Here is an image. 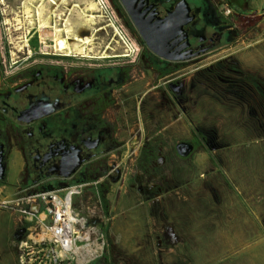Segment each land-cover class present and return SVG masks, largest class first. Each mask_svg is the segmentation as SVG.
Segmentation results:
<instances>
[{"label":"flooded vegetation","instance_id":"flooded-vegetation-1","mask_svg":"<svg viewBox=\"0 0 264 264\" xmlns=\"http://www.w3.org/2000/svg\"><path fill=\"white\" fill-rule=\"evenodd\" d=\"M108 1L116 21L138 45L133 57L113 54L106 47L101 54H92L104 57L56 49L51 31L54 24L64 27L70 21L72 0H0V144L6 164L1 182L7 183L9 166L16 162L18 196L75 187L72 193L82 197L76 203L79 213L88 217L83 228L93 224L99 230L117 180L122 178L123 183L127 176L131 188L153 198L165 188V178L158 172L166 167L168 151L184 158L176 147L182 139L168 145L167 129L152 128L151 121L166 127L173 119H182L189 101L188 72L192 71L193 83L246 105L262 127L261 117L264 120L263 75L242 70L229 55L211 58L238 35L235 18L251 12L244 2L187 0L194 14L184 26L189 45L175 51L184 40L175 42L169 52L178 58L166 59L147 48L120 1ZM177 1L135 0L133 9L154 22ZM41 6L48 24L43 27L36 16ZM187 49L191 55L184 57ZM27 109L31 111L24 114ZM28 117L32 119L23 120ZM199 133L212 143L208 132ZM198 140L185 141L195 149ZM76 164L71 176L57 175ZM118 196L117 191L115 202Z\"/></svg>","mask_w":264,"mask_h":264},{"label":"rangeland","instance_id":"rangeland-1","mask_svg":"<svg viewBox=\"0 0 264 264\" xmlns=\"http://www.w3.org/2000/svg\"><path fill=\"white\" fill-rule=\"evenodd\" d=\"M238 1L251 12L235 18L238 35L211 58L229 55L242 70H257L264 77V0ZM71 3L70 23L79 36H90L92 29L82 24L79 14L82 4ZM107 17L115 19L104 16L97 27ZM105 29L94 34L91 54H100L110 40L113 31ZM191 74L182 119L166 127L152 120L151 126L167 129L168 145L199 138L193 152L179 160L168 151L166 167L158 172L165 188L156 197L131 188L127 176L123 183L117 180L108 195L110 208L101 217L103 229L84 227L87 238L76 241L79 252L61 264H264V120L262 127L246 105L193 83ZM200 131L210 134L211 144ZM17 172L11 164L7 183L0 181V264H23L16 231L29 224L38 230L45 215L42 206L39 217L16 211ZM79 201L81 194H74L73 209L85 221L88 217L76 206Z\"/></svg>","mask_w":264,"mask_h":264},{"label":"built area","instance_id":"built-area-1","mask_svg":"<svg viewBox=\"0 0 264 264\" xmlns=\"http://www.w3.org/2000/svg\"><path fill=\"white\" fill-rule=\"evenodd\" d=\"M100 7V20H105L104 16L112 14L115 19L108 18V22L99 24V30H106V26L113 29V37L105 44L113 54H119L123 57H133L138 51V45L135 40L127 33L124 27L116 21L114 11L108 0H94ZM75 187L65 190L64 188H55L49 191L31 193L26 196L16 197V211L23 217L30 215L41 216L38 210L42 206L45 212L44 217L37 225L38 230L33 225H27L22 232V236L17 241L19 260L23 264H61L69 263L73 260L75 254L76 241L87 238L83 236V218L79 217L73 209V195ZM69 201V207L65 202ZM71 211L74 219L69 221L68 211ZM41 211V212H42ZM49 218V222L45 223ZM40 220V219H39ZM39 222V221H38ZM67 222H70L72 229L67 232ZM66 233V234H65ZM72 239V243L71 240ZM77 249H80L79 247ZM95 251V250H94Z\"/></svg>","mask_w":264,"mask_h":264},{"label":"water","instance_id":"water-1","mask_svg":"<svg viewBox=\"0 0 264 264\" xmlns=\"http://www.w3.org/2000/svg\"><path fill=\"white\" fill-rule=\"evenodd\" d=\"M119 1L130 14L134 26L139 35L143 38L147 48L153 53L166 59H174L178 57L169 51L175 42L184 40L175 51L182 50L189 45L186 39L187 36L184 26L193 20L194 14L190 13L191 8L187 0L177 1L173 10H169L167 15L154 22L143 18L142 15L134 11L135 0ZM171 39H174L172 43H170ZM184 52H187V54L183 55L184 57H189L191 55V49H187ZM30 111V109H27L24 110L23 113L26 114ZM31 119V117H28L23 120L30 121ZM176 147L179 154L183 157L190 155L194 150L193 144L185 140L179 141ZM3 156V147L0 144V181L4 179L6 174V164ZM76 167L77 164L68 170L57 173V175L67 178L72 175ZM16 238H20V235L16 234Z\"/></svg>","mask_w":264,"mask_h":264},{"label":"bare ground","instance_id":"bare-ground-1","mask_svg":"<svg viewBox=\"0 0 264 264\" xmlns=\"http://www.w3.org/2000/svg\"><path fill=\"white\" fill-rule=\"evenodd\" d=\"M79 2L83 6L81 11H79V14H80L81 18H83L82 24L86 25V26H88L89 28L92 29V32H91L90 36H79L76 33V30L74 29V27L72 25L73 21H71V23L69 21L63 28H60L58 25L54 24L53 28H52V31L49 30L52 33V37H53V40H54V47L56 49H58V50L65 49L66 51L72 53L73 55H82L83 57H87V56L104 57L105 55H92L91 54V52L94 50V48H93L94 46H92L93 39H94V34L97 31H99V29H100L99 27H97V24L100 22L99 17H101V14H99L101 12L100 11V7L97 5V3L94 0H79ZM75 5L79 6V4H75ZM44 9L41 6V7L37 8V10H36V16L39 19V24H40L41 27L48 25L47 22L43 19V13H44L43 10ZM29 10H31V9L29 8ZM76 11L77 10H74V12H76ZM28 12L30 13V11H28ZM18 21H20V20H18ZM62 33L66 34V36L69 37L72 40V42H68L67 39L62 36ZM14 38H16V37H14ZM67 55H68V53H67ZM65 205L67 207H69V201H66ZM67 218H68L69 221L74 219L73 214L71 213L70 210L67 213ZM66 229H67V232H69L70 229H72V226L70 225V222H67V228ZM69 241H71V243H72V239L69 240ZM77 248L78 247H75V251L79 250Z\"/></svg>","mask_w":264,"mask_h":264},{"label":"crops","instance_id":"crops-1","mask_svg":"<svg viewBox=\"0 0 264 264\" xmlns=\"http://www.w3.org/2000/svg\"><path fill=\"white\" fill-rule=\"evenodd\" d=\"M13 166H14V167H17L18 169H19V167H20V165L17 164L16 162L13 163Z\"/></svg>","mask_w":264,"mask_h":264},{"label":"trees","instance_id":"trees-1","mask_svg":"<svg viewBox=\"0 0 264 264\" xmlns=\"http://www.w3.org/2000/svg\"><path fill=\"white\" fill-rule=\"evenodd\" d=\"M263 106H264V104H263ZM262 118V117H261Z\"/></svg>","mask_w":264,"mask_h":264}]
</instances>
